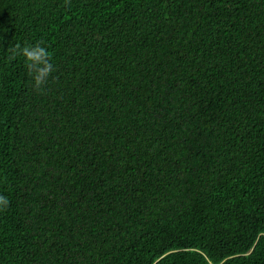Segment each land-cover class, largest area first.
<instances>
[{
  "label": "trees",
  "instance_id": "16d2710c",
  "mask_svg": "<svg viewBox=\"0 0 264 264\" xmlns=\"http://www.w3.org/2000/svg\"><path fill=\"white\" fill-rule=\"evenodd\" d=\"M0 264H264V0H0Z\"/></svg>",
  "mask_w": 264,
  "mask_h": 264
},
{
  "label": "clouds",
  "instance_id": "9594fccd",
  "mask_svg": "<svg viewBox=\"0 0 264 264\" xmlns=\"http://www.w3.org/2000/svg\"><path fill=\"white\" fill-rule=\"evenodd\" d=\"M67 3L68 0H65ZM0 58L11 63L17 58L22 59L25 71L30 78L33 90L42 92L51 74L56 70L52 63V53L48 51L42 41L36 43H15L7 48ZM10 201L0 195V211H5Z\"/></svg>",
  "mask_w": 264,
  "mask_h": 264
}]
</instances>
